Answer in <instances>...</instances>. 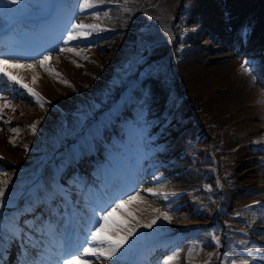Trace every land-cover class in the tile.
Returning <instances> with one entry per match:
<instances>
[{"label":"rangeland","instance_id":"374dc122","mask_svg":"<svg viewBox=\"0 0 264 264\" xmlns=\"http://www.w3.org/2000/svg\"><path fill=\"white\" fill-rule=\"evenodd\" d=\"M81 2L0 0V232L11 220L15 246L0 236V261L49 264L57 247V264L83 256L102 210L124 200L111 219L139 222L128 242L77 264H264V0H184L174 44L155 54L143 0H90L83 12ZM81 23L99 30L65 43ZM58 127L72 135L55 140ZM55 168L68 169L67 187ZM160 235L172 243L152 247Z\"/></svg>","mask_w":264,"mask_h":264},{"label":"snow or ice","instance_id":"6c2138e0","mask_svg":"<svg viewBox=\"0 0 264 264\" xmlns=\"http://www.w3.org/2000/svg\"><path fill=\"white\" fill-rule=\"evenodd\" d=\"M7 0H3L4 5L6 4ZM98 3H103L104 0H97ZM11 3L16 4L18 3V0H11ZM96 7V4L90 2V0H83L79 4L80 11L83 12L86 9L94 8ZM71 31H69L67 38L65 40V43L72 40H79V39H86L92 31L99 30V25L95 24H72ZM67 51H75L74 49H66ZM48 60V57L45 56L43 60L40 61L41 65L43 66L44 61ZM8 61L0 60V64H6ZM27 67H31V65H27ZM241 70L245 73H250L255 71L253 67H251V63L249 61H245L241 65ZM5 76H7V73H4ZM8 80L14 81V78L11 76H8ZM15 83H19V81H14ZM21 87H27L26 85H21ZM28 92L34 96H37L39 100V96L37 93H34L31 88L28 89ZM33 132L35 131V125L32 126ZM13 131H16V129H13ZM13 142L14 141H10ZM148 191H151V189H148ZM4 195V189L0 188V197ZM136 199V197L129 196V200ZM127 201L121 200L118 203H115V206L111 208V211L104 209L102 210V214L100 215V220L103 221V223H99L98 226L90 232L91 236V245L89 247H84L82 249L83 256L80 254H72L69 258H66L63 260L62 264H77V262L83 261L84 256H99L104 257V259H110L112 256H115L117 251L123 247L125 243L128 242V238L133 235L135 232V228L139 226V222L137 221L135 226L128 227L124 225L121 222L112 220V213L116 211L117 209H120L124 203ZM165 219H169L167 214H162ZM156 221L153 219L149 223L145 224L144 227H151L152 224H154ZM108 230L114 239H107L104 237H99L97 233ZM99 245V246H96ZM104 245H107V247H103ZM165 264H168L166 261Z\"/></svg>","mask_w":264,"mask_h":264},{"label":"trees","instance_id":"16d2710c","mask_svg":"<svg viewBox=\"0 0 264 264\" xmlns=\"http://www.w3.org/2000/svg\"><path fill=\"white\" fill-rule=\"evenodd\" d=\"M184 0H178V4L173 10V5L171 0H143L141 5L139 6L140 12L148 19L150 24V39L148 41V51L152 54H155V49L161 44L166 43L167 41H172L173 38L176 36L175 28L177 27L179 17L177 22L175 23L176 19H174L173 15L178 14L179 11L182 9V4ZM171 16L173 18H171ZM170 17V18H169ZM174 23V25H173ZM174 41H172L171 45H173ZM185 48L188 46L183 45L180 46L182 50L181 56L177 59V64L181 65L183 63V58L185 56ZM184 54V55H183ZM133 58H130L132 61ZM192 60V57L187 56V60ZM194 60V59H193ZM129 61V60H128ZM133 62V61H132ZM183 66V65H182ZM130 69L134 70L133 63L130 64ZM75 95L79 93L75 92ZM81 97H76L77 100H80ZM128 113L125 111L124 114L120 115L123 120H127ZM72 132L68 129H64L63 127L56 128V136L55 140L60 141L64 140L67 137L71 136ZM59 158L53 159L54 163L59 161ZM69 171H62L60 170L59 174V182L62 187H67L68 183L67 180L70 179ZM7 198V197H6ZM5 198V200H6Z\"/></svg>","mask_w":264,"mask_h":264},{"label":"bare ground","instance_id":"6f19581e","mask_svg":"<svg viewBox=\"0 0 264 264\" xmlns=\"http://www.w3.org/2000/svg\"><path fill=\"white\" fill-rule=\"evenodd\" d=\"M230 41H231V39H230V37L228 38ZM8 42V39H4L3 38V36L2 35H0V46L1 45H4L5 47H6V43ZM12 47V46H11ZM13 48V47H12ZM4 52H7V51H4ZM11 63V62H10ZM14 63V62H13ZM16 63H18V62H16ZM20 64V63H19ZM17 65V64H15V65H13V70L15 71V72H17V74H22V73H24V72H26L27 74H29L30 72V70L31 69H29V68H27L25 65H23V64H21V65ZM6 65V64H5ZM10 65V64H9ZM28 65V64H27ZM1 66V65H0ZM11 66V65H10ZM34 66V65H33ZM5 67V66H4ZM9 67V66H8ZM11 69H12V67H11ZM2 70V69H1ZM34 70H36L35 68H34ZM34 70H33V73H31V74H34ZM4 72V71H3ZM13 72V71H12ZM1 73V72H0ZM3 74V73H2ZM14 74V73H13ZM30 74V75H31ZM1 75V74H0ZM10 76V75H9ZM16 76V75H15ZM18 77V76H17ZM2 78V77H1ZM15 78V77H14ZM19 78V77H18ZM31 78H33V76H31ZM4 79H5V77H4ZM3 79V80H4ZM8 79V78H7ZM24 79V78H23ZM244 79V78H243ZM2 80V79H1ZM21 80V79H20ZM10 82V81H9ZM241 83V82H240ZM13 84V83H12ZM18 84V83H17ZM36 84V83H35ZM16 85V84H15ZM235 85V84H234ZM4 86H6V85H4ZM36 86V85H35ZM250 91H251V94H250V92H249V94H250V96H253V95H256V92H258V90L256 89V86L254 85V83L252 84L251 82H250ZM248 87V86H247ZM249 88V87H248ZM4 89V88H3ZM247 92H248V89H247ZM246 92V93H247ZM225 93V92H224ZM258 95H259V93H258ZM222 96H223V93H222V95L220 96V98H222ZM248 96V95H247ZM261 101V100H260ZM257 102V101H256ZM258 105V104H257ZM263 105V104H262ZM260 106H261V104H260ZM257 108V107H256ZM206 118V117H205ZM90 149L91 148H89V147H87L86 148V152H87V155L90 153ZM4 153V152H3ZM4 155V154H3ZM4 156H6L7 157V155L5 154ZM83 178L86 180V181H88V180H93V176L91 175V174H86V175H84L83 176ZM44 181H45V184H47V186H49L50 187V189H53L54 191H58L59 192V190L57 189V187H56V179L55 178H53V177H50V176H47V177H45L44 178ZM125 184L124 183H120L119 184V186L120 187H123ZM118 186H113V189H112V191L113 192H116L118 189ZM100 197L101 198H103V199H106L108 196L105 194V193H103V195H100ZM27 199V197L25 198V200ZM29 199V198H28ZM27 199V200H28ZM143 200V199H142ZM49 200H47V202H48ZM29 201H23V203H22V206H25V205H27V203H28ZM148 205V204H147ZM137 206H138V204H137ZM143 206V205H142ZM34 207V206H33ZM137 208V207H136ZM139 210V209H138ZM180 215V214H179ZM177 216H178V214H177ZM193 223H195L194 222V220H193V222L191 223V225L193 224ZM11 225H12V222H11V220H7V221H4L3 222V228H4V231L3 232H0V236L2 237V238H4L5 240H7V241H9V242H11L10 240L11 239H13V237H14V231H13V229H12V227H11ZM61 227V226H60ZM61 231V233L63 234V230H60ZM57 240L58 241H60V238H57ZM172 241H173V239L170 237V236H167V235H160V236H158L157 238L155 237L153 240H152V247H159V246H167V245H169V244H171L172 243ZM68 244V243H67ZM90 244V243H89ZM70 245V244H69ZM53 252H54V254L53 255H51V257L49 258V264H55V262H57L58 261V258H57V255H59V254H62L58 249L57 250H53ZM83 255V254H82ZM85 257V256H84ZM83 257V258H84ZM110 261V260H109ZM145 262H143V264H149V261L147 260V258L144 260ZM80 263V262H79ZM105 263V262H104ZM109 263H111V262H108V264ZM4 264H6V263H4ZM10 264V263H9ZM83 264V263H82ZM114 264V263H113Z\"/></svg>","mask_w":264,"mask_h":264}]
</instances>
